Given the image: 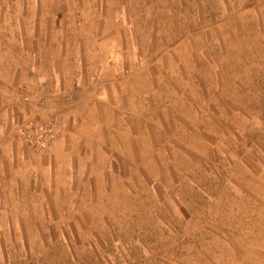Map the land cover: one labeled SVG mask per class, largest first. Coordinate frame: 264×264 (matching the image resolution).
I'll return each mask as SVG.
<instances>
[{
	"label": "rangeland",
	"instance_id": "374dc122",
	"mask_svg": "<svg viewBox=\"0 0 264 264\" xmlns=\"http://www.w3.org/2000/svg\"><path fill=\"white\" fill-rule=\"evenodd\" d=\"M0 264H264V0H0Z\"/></svg>",
	"mask_w": 264,
	"mask_h": 264
}]
</instances>
